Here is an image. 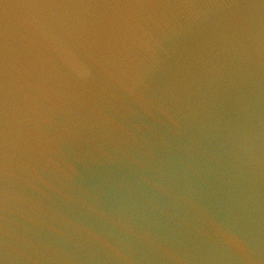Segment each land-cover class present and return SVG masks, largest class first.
<instances>
[{
	"label": "water",
	"instance_id": "95a60500",
	"mask_svg": "<svg viewBox=\"0 0 264 264\" xmlns=\"http://www.w3.org/2000/svg\"><path fill=\"white\" fill-rule=\"evenodd\" d=\"M0 264H264V0H0Z\"/></svg>",
	"mask_w": 264,
	"mask_h": 264
}]
</instances>
